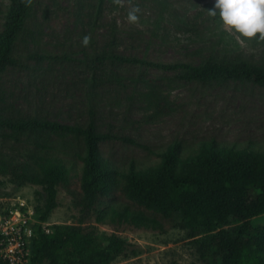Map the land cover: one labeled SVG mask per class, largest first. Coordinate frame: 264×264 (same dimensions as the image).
I'll list each match as a JSON object with an SVG mask.
<instances>
[{"label": "rangeland", "instance_id": "374dc122", "mask_svg": "<svg viewBox=\"0 0 264 264\" xmlns=\"http://www.w3.org/2000/svg\"><path fill=\"white\" fill-rule=\"evenodd\" d=\"M10 6L9 0H0V42ZM212 7L213 0H34L12 47L17 66L0 71V119L81 127L93 119L99 133L136 143L107 139L98 144L104 158L127 171L154 165L173 143H179L184 155L205 141L264 149V85L247 79L200 83L181 79L182 69L100 60L117 55L159 65L200 67L217 61L264 68V39L229 30L209 13ZM133 8L138 20L129 22ZM0 134L4 156L21 159L38 138L53 145L54 156L70 168L69 183L57 187L58 205L45 222L40 219L43 187L0 176V258L29 264L39 230L80 225L75 200L81 162L75 154L82 146L71 136L52 132L14 139L8 137L12 131L0 128ZM109 206L138 211L161 225L154 230L102 224L96 214L86 220L84 229L127 242L111 264H204L198 245L177 220L137 206L121 189L100 198L95 210ZM252 225L264 226V215Z\"/></svg>", "mask_w": 264, "mask_h": 264}, {"label": "trees", "instance_id": "16d2710c", "mask_svg": "<svg viewBox=\"0 0 264 264\" xmlns=\"http://www.w3.org/2000/svg\"><path fill=\"white\" fill-rule=\"evenodd\" d=\"M9 1V22L0 42V71L5 66H17L11 56L12 47L34 2ZM213 17L220 19L218 13ZM105 59L169 71L182 69L186 73L179 76L181 79L200 83L247 79L264 85V68L244 62L210 61L193 67L152 64L117 55L100 58ZM0 128L12 131L14 134L8 137L14 139L17 134L52 132L71 136L82 146L75 154L81 162L80 192L75 200L80 225H55L48 232L39 230L29 264H111L115 261L126 250L127 242L115 235L107 237L84 229L82 224L94 214L102 224L127 223L137 228L161 229L155 219L129 208L109 206L96 211L97 201L108 197L115 189H121L137 206L166 220H177L188 238L198 245L204 264H264V226L252 225L254 218L264 215V149L205 141L184 155L179 143H173L158 154L160 160L154 165L127 171L104 158L98 144L107 139L136 143L99 133L93 119L84 127L37 119H0ZM32 143L33 149L22 152L21 159L0 154V176L10 177L19 184L43 187L45 197L40 219L45 222L58 205L57 187L69 183L70 168L64 160L54 156L53 145L38 138ZM0 264L11 263L0 258Z\"/></svg>", "mask_w": 264, "mask_h": 264}, {"label": "clouds", "instance_id": "9594fccd", "mask_svg": "<svg viewBox=\"0 0 264 264\" xmlns=\"http://www.w3.org/2000/svg\"><path fill=\"white\" fill-rule=\"evenodd\" d=\"M208 11L213 16L218 13L229 30L246 38L259 34L264 39V0H213V7ZM137 12V8L128 12L129 22L138 20ZM84 43H88V37L84 38Z\"/></svg>", "mask_w": 264, "mask_h": 264}]
</instances>
